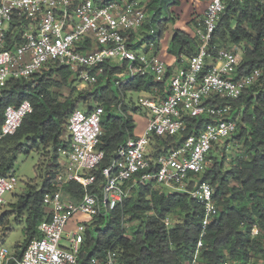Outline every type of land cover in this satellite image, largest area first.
<instances>
[{
  "label": "trees",
  "instance_id": "1",
  "mask_svg": "<svg viewBox=\"0 0 264 264\" xmlns=\"http://www.w3.org/2000/svg\"><path fill=\"white\" fill-rule=\"evenodd\" d=\"M93 1L104 5L120 0ZM178 2L148 0L147 13L159 15L167 12L168 17L163 23H157L158 29L154 30L152 40L142 37L141 42L148 45V41H152L158 46L166 23L174 20L169 8ZM19 17L15 14V21ZM21 19L25 22L24 16ZM199 22L194 23L198 26ZM150 27L148 19L140 31ZM18 30V27L11 25L7 31V41L10 42L13 37L18 40ZM213 43L219 48H241L237 77L248 75L254 69H258L260 75L235 100L217 96L207 99L211 104L230 105L237 129L223 145L220 144V157L214 155L219 142L211 147L206 158L212 163L209 166L207 163L204 171L196 176L200 182L211 185L212 198L217 207V214L209 218L202 236L197 264H222L225 260L264 264V0H226L213 33ZM139 45L137 43L134 48ZM196 48L195 34L175 29L167 52L175 57L174 65H178L182 56H191ZM118 64H102L103 72L97 76L96 82L81 90L75 85L79 83L77 75L53 61L46 63L41 72L31 78L10 79L0 88V127L7 106L16 107L24 100L32 106V112L23 118L16 132L0 140V175L10 172L16 155L27 145L32 147L36 144L44 149L51 145L55 153L41 185L27 189L26 193L9 204V210L0 214V231L7 230L12 215L16 219L24 218L23 241L16 250V257L21 256L22 249L32 238L40 236L38 224L49 218L42 197L52 190V183L62 169L58 151L68 146L67 126L72 111L80 105H85L84 110L88 111L93 106L103 108L98 149L103 151L104 156L100 164L91 170L95 178L88 188L90 193L100 194L105 180L102 170L110 165L117 147L128 137L135 136L133 117L123 116L129 110L128 106L123 103L120 111L116 107L128 93L166 94L165 81L159 82L151 75L136 76L125 83L116 84V79L126 66L125 62ZM171 73L172 69L168 67L166 78ZM63 86L70 88V95L54 89ZM136 108L141 111L140 106ZM185 119L186 128L182 133L151 140V158L180 147L187 136L201 129L209 120L189 116ZM226 148H231V153L226 154ZM135 182L136 178L127 182L128 186L131 185L130 192L113 210L97 215L87 223L78 256L79 264H88L92 257L101 260L107 249L117 252L118 264H184L191 257L201 231L202 204L187 193L169 192L154 182ZM193 184L194 181H191L187 187L191 188ZM83 194L82 185L77 181L68 182L62 187L65 199L77 201ZM165 218L172 221L169 226L165 224ZM125 221L138 222L130 236H126ZM253 227L258 230L254 235L251 233Z\"/></svg>",
  "mask_w": 264,
  "mask_h": 264
},
{
  "label": "built area",
  "instance_id": "2",
  "mask_svg": "<svg viewBox=\"0 0 264 264\" xmlns=\"http://www.w3.org/2000/svg\"><path fill=\"white\" fill-rule=\"evenodd\" d=\"M147 2L120 0L99 5L93 0H0V88L10 79L31 78L50 61L68 67L83 85L96 82L97 76L103 72L102 64L125 62L129 77L124 82L119 77L116 84L136 76L151 75L159 82L165 81L166 87L165 95L154 92L138 96L137 105L147 112L145 128L140 135L128 137L117 147L110 165L102 170L105 180L100 194L90 193L88 188L95 178L91 170L104 156L98 149L103 108L93 106L90 111L81 108L72 111L67 126L68 146L59 149L65 164L53 181L52 190L42 197L49 218L38 224L40 236L27 243L19 258L16 251L10 252L3 246L1 238L5 232L2 233L0 264L12 261L15 264H79L85 222L120 204L128 196L131 185L128 186L127 182L133 178L137 184L154 182L176 192L187 193L202 204L204 214L199 238L191 257L184 262L197 264L202 236L209 218L217 214V207L211 185L200 182L196 176L204 171L206 155L211 147L230 138L237 129L231 106L211 104L207 99L210 96L237 99L253 84L260 71L254 69L245 76L235 75L236 53L213 43V33L226 0H208L195 33V53L182 56L166 78L169 65L158 52L147 55L134 48L141 42L139 31L149 19ZM15 14L20 16L16 21ZM11 25L19 28L16 34L19 39L13 37L12 44L7 41ZM154 32L151 30L150 33ZM136 33L141 36L139 42L135 41ZM148 47L155 48L154 42L148 41ZM122 105L123 102L118 105L119 109ZM30 112L32 106L27 100L16 107L7 106L0 127V140L14 134ZM186 116L209 120L201 129L187 136L180 147L151 158L148 153L151 140L182 133L186 128ZM18 181L13 172L0 175V205L5 202L3 195L14 190ZM71 181L79 182L84 191L77 201L62 196V187ZM191 181L194 184L188 188ZM77 214L87 217V220L77 218L65 232L70 219ZM164 222L167 226L171 224L169 218ZM257 231L253 227L252 235ZM88 264H118V254L107 249L101 260L92 257ZM222 264L250 263L225 260Z\"/></svg>",
  "mask_w": 264,
  "mask_h": 264
},
{
  "label": "rangeland",
  "instance_id": "3",
  "mask_svg": "<svg viewBox=\"0 0 264 264\" xmlns=\"http://www.w3.org/2000/svg\"><path fill=\"white\" fill-rule=\"evenodd\" d=\"M205 1L206 0H179L178 4L171 5V7L169 8V12L172 13L174 20L172 22L166 23L165 35L161 43H165V42L169 43L168 39L171 37L175 29L184 30L187 26L190 25L191 30H193L196 33L198 26H196L194 22L200 21L201 19L200 16L202 12L204 11L205 4H206ZM167 17H168L167 12H165V14L161 13L159 15H156L154 13H148V18L150 19L151 27L148 29H144V31L143 30L139 31L140 33L142 32L141 36L147 40H152L153 35L150 33L151 30L158 29L157 23L158 22L163 23L165 19H167ZM230 47L231 46H227L226 48L235 51L238 57V63H239L241 55H242L241 48L239 46H234L232 48ZM137 52H143L147 55L151 54L145 42L143 43L142 48H140ZM238 63H237V66L235 67V75H237L236 70H238ZM118 65H120V63ZM119 77H120V81L124 82L129 77V75L124 70L123 73L119 75ZM75 85L77 89L79 90L90 86L89 84L83 85V84H79L78 82L75 83ZM54 89L65 95L71 94V90L69 87H65V86L59 87V88L55 87ZM138 96H139L138 92L128 93L122 102L124 103L125 106H128L130 110V111L127 110L126 114H123V116L125 117L126 115H131L133 117V119L135 120V128L133 131L135 133H139L140 135L143 124L146 122V119H147V112H145V110L143 111L137 110L136 107H138L137 105ZM84 106L85 105H80L78 107L81 109H86V107ZM116 109L117 111H120L122 107L121 109H119V107L117 106ZM134 109H136L135 115L134 113L131 114V112H133ZM137 112H139V114ZM140 113L143 115H141ZM224 141L225 139L219 142L218 144L219 146L215 149L214 155L218 157L221 156L222 145H223L222 143ZM151 151H153V148L151 149V146H150L148 147V153H150ZM58 152H59L58 159H59L61 166L63 167L65 164V159L60 155V151ZM224 152L226 154L231 153V148H226V151ZM54 154L55 153L51 145L47 149H44L42 148V146L35 144L32 147H30V145H27L20 153L16 155V158L13 162L10 172L15 173L19 181L14 190H12L11 192H6L3 195V199L5 202L3 205H0V214L4 211L9 210L10 209L9 204L14 203L17 197L27 192V189H29L30 187H37L41 185L45 177V173L48 168L49 162H51V158L53 157ZM207 163L209 166V163H212V160L207 159L206 164ZM164 189L169 192H176V190L173 188L164 187ZM78 216L79 214L73 216L70 219V222L73 221L74 222L73 224H75V221L78 218ZM70 222L68 223L69 226L72 224V222L71 223ZM89 222L91 221H87L85 225H87V223L89 224ZM68 225H67V228L65 229V232H67L71 228V227H68ZM23 226H24V218L19 217V219H16V216L12 215L9 218V226L7 230L0 232V237H1V234L5 232L1 239H2L3 246H5L10 252L16 251L19 247V244L22 243ZM137 226H138L137 221H125L124 227L126 230V236H130L132 231L135 228H137ZM65 232L63 234V237L65 236Z\"/></svg>",
  "mask_w": 264,
  "mask_h": 264
},
{
  "label": "crops",
  "instance_id": "4",
  "mask_svg": "<svg viewBox=\"0 0 264 264\" xmlns=\"http://www.w3.org/2000/svg\"><path fill=\"white\" fill-rule=\"evenodd\" d=\"M206 2V4H205V8H206V5H207V2H208V0H206L205 1ZM205 8H204V11H205ZM204 11L202 12V14H201V19H202V17H203V14H204ZM200 19V20H201ZM184 31L185 32H187V33H189V34H195V32L193 31V30H191V28H190V25L189 26H187L185 29H184ZM164 35H165V33H164ZM139 37H141V36H139V34H135V38H136V42H139ZM163 38H164V36H163ZM163 38L160 40V44H158V46H157V48H153V49H150L149 47H148V50L152 53V52H154V53H156V52H158V54L160 55V57H161V59L162 60H164L168 65H169V67H171V69H173L175 66H174V63H175V57L174 56H172V55H170L168 52H167V49H168V45H169V43L168 42H165V43H161V41L163 40ZM170 40V38L168 39V41ZM143 43L144 42H139V47L137 46V51L140 49V48H142V45H143ZM147 44V43H146ZM163 44V45H162ZM148 46V45H147ZM138 53H143V52H138ZM146 94H148V93H139V95H146ZM141 110L143 111L144 109H142L141 108ZM130 111V110H129ZM145 112H146V110H145ZM133 112H131V114H132ZM138 114H139V112H137ZM141 114V113H140ZM146 114V113H145ZM134 115H135V113H134ZM141 115H143V114H141ZM144 119V118H143ZM135 121V120H134ZM145 124H146V122L143 124V127H142V131H143V129L145 128L144 126H145ZM142 131H141V133H142ZM134 135L135 136H137V135H139V133H135L134 132ZM78 219H81V220H87V217H85V216H78ZM72 222V224L69 226L68 225V227H72L74 224V222L73 221H71ZM70 222V223H71Z\"/></svg>",
  "mask_w": 264,
  "mask_h": 264
}]
</instances>
